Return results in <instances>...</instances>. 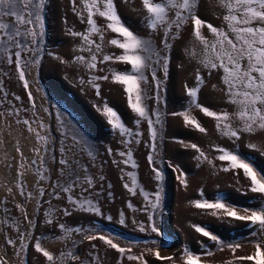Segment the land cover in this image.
I'll return each instance as SVG.
<instances>
[{
	"label": "rangeland",
	"instance_id": "obj_1",
	"mask_svg": "<svg viewBox=\"0 0 264 264\" xmlns=\"http://www.w3.org/2000/svg\"><path fill=\"white\" fill-rule=\"evenodd\" d=\"M117 4L122 18L134 31L141 35L147 32L156 46L162 47L160 45L162 34H151L150 30H146L140 23L144 15L141 0H128L127 4L117 0ZM77 6H79V0H77ZM72 9L71 0H49L44 12L45 34L38 43L41 51L38 57H32L28 53L22 54L25 60L39 58L41 61L38 66L30 65L26 69L29 89L23 88V82L19 80L15 65L10 66L5 60L0 59V82H3V91L8 93L5 99L3 91H0V112L7 113L18 109L19 118L30 121L36 120L38 115L48 129V131L42 130V134L50 133L52 138L48 146L51 152L45 156L46 164L44 165L49 169L45 175H48L50 179L40 181L36 174V166L30 164L32 159L39 161L33 149L40 147V143L37 142L33 133L28 132L27 126L16 122L18 117L15 115L0 117V256H4L9 264H47L42 254L36 253L31 245L28 251L20 252L17 227L21 232L30 234L31 243L39 238L42 246L57 256L72 247V240L80 241L79 234H73L72 238L67 241L61 239L58 226H49L45 222L44 213L50 206L44 201L51 198L48 193L52 192V184L57 179L63 182V178L59 177L58 163L50 160L49 156L55 155L58 160L61 156L60 149L63 147L72 149L68 158L74 156L82 165L89 168V173L95 178L96 188L86 195H90L94 200L98 199L104 216L73 210L71 217H65L58 212L56 214L57 224L66 223L70 227L83 226L97 233L110 235L122 247H130L133 254L143 256L148 264H184L183 251L185 248L200 255L202 264H251L249 261L236 260L235 257L253 254L255 251L253 242L258 237L251 235L250 230L242 222L222 223L216 217L196 209L191 203L200 198L201 189L209 199L218 191L226 192L230 200L239 205L248 204L252 201L254 194L243 195L237 191L241 185L246 186L247 182L241 177L240 185H238L232 173L220 171L219 166L223 162L214 160L217 165L215 169L206 162L201 163L194 159L195 151L190 148L186 149L179 141L197 143L210 159H214L217 155L213 145L238 148L242 153H250L249 158L255 157L258 167L264 169V156L246 148L247 138L233 144L232 141L219 136L214 128L215 121L204 116L198 109H193L191 115L208 129V135L193 130L191 126H185L182 117L171 115V113L187 109L189 98L186 95L185 85L194 86L196 70L199 69L202 75L207 71L199 64L198 59L190 57L186 52V49H191L195 43L194 37L190 36L191 23L183 29L182 38L172 42L173 48L169 52L168 76L164 77L163 69L157 73L163 81L159 92L161 103L157 105L155 100L147 101L151 109L159 108L162 113H167L161 131L163 139L155 154V164L163 170L165 177L163 182H159L155 180L152 172L153 165H150L147 159L150 154L148 147L150 133L147 123L142 121L138 127L135 125L134 113L128 107L122 86L111 80L99 81L101 94L97 96L95 89L87 83L92 75H105L109 74L112 69L124 70L129 66L109 62L98 64V68L103 71L90 72L83 64L77 62L75 59L77 55L88 58L89 53L81 52L82 40L69 33V29L79 32L86 28ZM220 14L221 8L218 6V0H202L199 15L203 19L214 26H222V20L218 18ZM98 23L103 24V20H98ZM203 31L206 36L210 37L206 28ZM113 36H115L114 33L106 34L105 54L120 53L119 49L107 44V40ZM23 42L32 46L30 40ZM196 50L199 52L198 44ZM82 79L85 81L84 84L80 83ZM149 79L150 83L142 87H146L149 95H153L155 87L154 82H151L150 74ZM214 84L219 85V74L217 73L207 77L206 86L199 94L200 103L213 109L227 108L231 111V107L221 100L222 93L212 87ZM28 91L32 92L36 103L34 110L27 96ZM16 96H20L21 99L16 100ZM105 102L118 112L127 127L143 133L139 144L125 145L122 143L124 138L112 130L107 117L97 110V107ZM33 128H38V125L33 124ZM81 135L93 150L94 160L88 156L87 149L81 151L83 146L72 139L73 136L79 138ZM260 136L264 134H258L253 142L264 145ZM17 146L21 148L26 158L23 161L24 170L18 168V164L22 161L20 153L16 151ZM109 148L112 149V154L108 153ZM129 148L137 162L136 168H132L130 164L113 163L114 160L122 161L124 158L119 157L118 153L128 151ZM169 163L173 167L183 169L187 174V188L177 180L179 173L168 167ZM20 171H24L23 176L19 175ZM129 172L136 177L135 195L124 187L125 183L133 187L131 179L127 176ZM101 176L104 177L103 180H100ZM20 183H23L25 187V195L19 193ZM41 187L45 188L46 193L39 204L36 200L26 199L27 192L37 194ZM9 189L12 190L11 193ZM157 191H161L162 199L160 210L155 214L154 219L162 235L151 231L149 212L144 210L148 203L144 198V192L152 194ZM97 192L100 193L98 198ZM52 203L59 209L66 206L71 208L66 197L62 200L53 199ZM18 204L23 205L28 217L33 220L35 228L28 226L27 219L17 207ZM129 204L133 207H128ZM251 206H256V202H253ZM133 208L137 210L134 211ZM121 212L124 213L125 222L123 224L119 222ZM108 216L112 219L108 220ZM141 224L145 226L144 232L139 230ZM193 225L207 226L226 242L240 243L241 247L236 250L235 256L231 249L225 248L220 251L206 237L197 233ZM7 239L17 240L16 248L8 245ZM201 242L208 244L213 249L214 255H204ZM94 243L98 245V248L93 249L87 241L79 245L76 251L82 254V259L91 254L93 257H99L95 264H119V254L115 250L108 248L100 241ZM148 249H152V252ZM157 249L162 257L172 256L175 259L157 260L153 255ZM17 252H20L19 256ZM123 264H139V262L124 259Z\"/></svg>",
	"mask_w": 264,
	"mask_h": 264
},
{
	"label": "snow or ice",
	"instance_id": "obj_2",
	"mask_svg": "<svg viewBox=\"0 0 264 264\" xmlns=\"http://www.w3.org/2000/svg\"><path fill=\"white\" fill-rule=\"evenodd\" d=\"M49 0H0V59L7 62L8 65H15L18 72L19 80L23 82V88L29 89V81L26 79V69L31 66H38L41 61L39 58L25 60L23 53H28L32 57H38L41 49L38 46L39 39L45 34L44 31V12ZM73 12L79 18L81 23L86 25L83 31H72L69 29L70 35L79 37L83 44L80 47L81 52H88L89 57L77 55L76 61L83 64L90 72H100L103 69L98 68V64L119 63L127 67L124 70H110L109 74L92 75L87 81L95 89V94L100 96L99 81H109L122 86L127 97L128 107L134 113V123L138 127L142 121L147 123L150 133V141L148 147L150 154L147 159L150 165H153L152 172L155 180L163 182V170L155 164V154L158 151L160 141L163 139L161 131L164 127V117L167 113H162L159 108L151 109L147 103L149 100H155L156 104L161 103L159 95L163 81L158 77L157 73L163 69L164 77L168 76V68L170 63L169 52L173 48V41L181 39V33L185 26L191 23V37H194V45L191 49H186L188 55L198 59L206 74L202 75L197 69L195 73V84L186 88V95L189 98L188 107L184 111L171 113L173 116L183 118L185 126L191 128L201 134L208 135V129L193 115V109H198L204 116L215 121L214 128L219 136L237 144L247 138L246 148L251 152H259L264 156V145H258L253 139L258 134H264V0H218V6L221 8V14L218 18L222 20V26H214L199 15L202 0H141V8L144 15L141 18V25L150 30L151 34L161 35L160 45L157 47L151 36L146 32L141 35L134 31L132 27L126 23L119 12L117 0H71ZM121 3L127 4L128 0H121ZM102 19L103 24L98 23ZM207 29L209 36L204 34ZM114 33L115 36L107 40V44L119 49L120 53L110 54L104 53L106 34ZM24 40H30V44H25ZM199 45V52L196 45ZM15 50V51H14ZM60 59V57H56ZM213 73L219 74V85H212L218 92L222 93L221 100L225 105L231 107V111L227 108L213 109L200 103L199 94L206 86L207 77H211ZM154 82L155 93L149 95L148 89L142 87ZM81 84L85 81L82 79ZM3 82H0V91H3ZM6 99L8 93L3 91ZM29 101H31L32 109L36 108V103L31 91L27 92ZM20 100V96L15 97ZM98 111L107 117V122L112 130L122 138V143L131 145L139 144L143 133L133 131L126 126L121 116L107 102L97 107ZM15 115L18 117L17 123H23L27 126V130L33 133L40 147L34 148L35 155L39 157L30 161L31 165L36 166V174L40 181L50 179L45 175L49 171L46 164L45 156L51 152L48 147L52 142L50 133L42 134L48 131L47 125L40 120L37 115L36 120L20 119V112L14 109L13 112H0V117ZM33 124H37L38 128H33ZM63 126V122L61 121ZM159 126V127H157ZM67 135V133H64ZM72 139L83 147L81 151L87 149V154L93 160L95 154L91 147L87 144L85 138L81 135L79 138L73 136ZM264 141V136H260ZM187 149L195 151V160L206 162L212 168H217L214 160L223 162L219 166V170L225 173H232L236 179V183L240 185L241 177L247 182L246 186L241 185L237 191L243 195L249 193L254 194L252 201L245 205L233 203L229 194L226 192H216L209 199L205 196L203 189L199 191L200 198L192 201L193 206L208 215L216 217L222 223L242 222L250 230L251 235L258 237L255 240L253 254L241 257H235L236 260L249 261L251 264H264V169L258 167L255 157L249 158L250 153H242L238 148H229L221 145H213L217 155L214 159H210L209 155L197 143H184L179 141ZM16 151L20 153L21 161L18 164L20 170L25 169L26 158L24 152L19 146ZM72 149L61 148V156L57 160L55 155L49 156V159L58 163L60 179L52 184V192L48 193L50 199L44 201L50 207L44 213L46 224L49 226L56 225L60 229V238L67 241L73 234H79L81 239L79 242L72 240V247L66 251H62L59 256L47 250L42 246L41 239H35L31 243V236L27 232H21L17 227L18 240L20 241V252H26L29 246L34 248L36 253L42 254L47 264H95L99 260L98 256H91L84 259L81 253L76 249L84 241H87L93 249L98 248L95 241H100L108 248L115 250L119 254V264H123V260L138 261L139 264H148L143 256L132 253L130 247H122L115 242V238L103 233H97L92 229L83 226L70 227L66 223L57 224V213L65 217H71L73 210L81 213H89L95 216H104L98 199L94 200L90 195L96 188V180L89 173V168L82 165L79 160L68 158V154ZM108 153L112 154V149H108ZM119 157L124 158L122 161L114 160L113 163L119 165H131L136 168L137 162L133 158L131 148L128 151H120ZM168 167L178 171L177 180L185 188L188 187L187 174L183 169L173 167L169 163ZM20 176L24 175V171L19 172ZM131 179L133 187L128 183L124 187L132 194H136V177L133 173H127ZM104 177L101 176L100 180ZM123 179V177H121ZM77 189L79 191H77ZM11 193V189L8 190ZM143 191V189H141ZM20 195H25V187L23 183L19 184ZM46 190L41 187L38 193L27 192L26 199L39 201L45 196ZM97 192L96 196L99 197ZM66 197L68 205L71 208L63 209L53 206V199L62 200ZM144 198L148 202L145 211L149 212L148 219L151 222V231L157 235H162L159 227L154 219L155 214L161 207V191L155 193L144 192ZM256 202V206H251ZM43 207V205H40ZM28 226L35 228V224L23 205L18 204ZM128 207L132 208L131 204ZM134 211L137 209L133 208ZM5 211H7L5 209ZM120 223L125 222L124 213L121 212ZM108 220L112 217L108 216ZM135 223V221H133ZM195 231L201 236L206 237L220 251L225 248L231 249L233 256L237 249L241 247L240 243H228L218 234L213 232L209 227L203 225H193ZM139 230L144 232L145 226L141 224ZM6 243L12 248H16L17 240L7 239ZM155 243V242H154ZM203 254L207 256L214 255L213 249L201 242ZM152 252V249H148ZM20 252L16 254L19 256ZM153 255L157 260H174L172 256L162 257L157 249ZM185 257L184 264H202L201 256L193 253L188 248L183 251ZM0 264H9V261L0 256Z\"/></svg>",
	"mask_w": 264,
	"mask_h": 264
}]
</instances>
